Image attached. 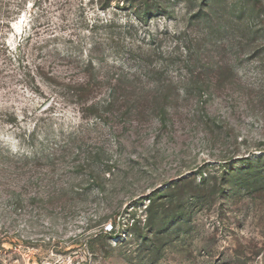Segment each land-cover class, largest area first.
Instances as JSON below:
<instances>
[{
    "label": "rangeland",
    "instance_id": "1",
    "mask_svg": "<svg viewBox=\"0 0 264 264\" xmlns=\"http://www.w3.org/2000/svg\"><path fill=\"white\" fill-rule=\"evenodd\" d=\"M103 3L0 0V264H264V0Z\"/></svg>",
    "mask_w": 264,
    "mask_h": 264
},
{
    "label": "trees",
    "instance_id": "2",
    "mask_svg": "<svg viewBox=\"0 0 264 264\" xmlns=\"http://www.w3.org/2000/svg\"><path fill=\"white\" fill-rule=\"evenodd\" d=\"M100 1H103V2H104L102 5H103V7L105 8V7H107V6L109 5V3H110L111 1H119V0H100ZM124 1H127V0H124ZM108 26L111 27V26H114V24H113V23H110ZM87 64H88L89 66H91V65H92V59H88ZM117 81H118V83L121 82L120 79L117 80ZM80 86H81V87H80L81 89H78L77 92L74 93V96H75L76 99L83 98V97L87 94V91L85 90V88L83 87V85L81 84ZM109 233H110V234H113V235L115 234L114 225H112V224L110 225ZM113 237H114V236H113Z\"/></svg>",
    "mask_w": 264,
    "mask_h": 264
}]
</instances>
